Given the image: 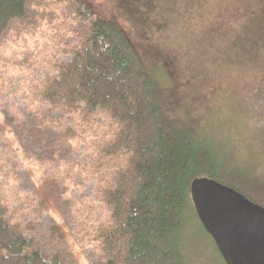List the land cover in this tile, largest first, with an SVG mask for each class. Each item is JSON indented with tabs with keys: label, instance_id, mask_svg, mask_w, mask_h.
Masks as SVG:
<instances>
[{
	"label": "trees",
	"instance_id": "1",
	"mask_svg": "<svg viewBox=\"0 0 264 264\" xmlns=\"http://www.w3.org/2000/svg\"><path fill=\"white\" fill-rule=\"evenodd\" d=\"M43 1L0 0V40L27 18L29 7L43 11ZM75 2L67 23L79 26V40H65L71 30H51L40 49L48 46L50 55L13 67L27 72L31 65L46 66V75L38 73L27 86L18 83L46 115H70L84 132H97V118L103 122L91 171L104 219L90 238L102 264H180L173 247L185 219L198 224L225 264L195 214L190 185L212 179L264 208V97L258 96L264 90L253 93L242 72L264 67V26L231 41L243 48L261 43L260 53L229 50L222 59L202 61L142 46L112 12L99 19L93 0ZM204 64L222 65L223 75L207 72ZM223 148L234 163L221 157ZM36 245L25 217H14L10 201L0 196V264H67Z\"/></svg>",
	"mask_w": 264,
	"mask_h": 264
},
{
	"label": "rangeland",
	"instance_id": "2",
	"mask_svg": "<svg viewBox=\"0 0 264 264\" xmlns=\"http://www.w3.org/2000/svg\"><path fill=\"white\" fill-rule=\"evenodd\" d=\"M93 2L97 18L112 12L142 46L169 54L213 61L224 58L229 50L239 54L263 51L261 43L243 48L231 41L239 34L250 35L248 32L258 23L264 26V0ZM43 3V11L29 7L27 18L12 25L0 40V196L10 201L14 217H25V226L44 253L60 255L67 264H102V253L95 250L97 245L90 238L94 227L104 219L94 200L97 180L91 171L97 142L104 133L103 122L97 118V132L80 131L70 115H46L35 97L18 85L20 79L27 86L38 73H48L46 66L32 68L43 54H51L48 46L40 51L49 42L51 30H71L65 40H79V26L67 23L76 8L75 0L61 5H53L51 0ZM55 20H59L58 25L53 23ZM26 59L27 66L33 64L27 72L13 67ZM204 66L207 72L214 70L223 75L222 65L221 69ZM263 70L262 65L242 69L249 77L246 86L253 93L259 88L264 90ZM258 96L264 97V93ZM259 145L264 147V133ZM228 152L226 148L220 150L230 165L234 154ZM183 229L182 239L173 247L180 264H223L198 224L185 219Z\"/></svg>",
	"mask_w": 264,
	"mask_h": 264
},
{
	"label": "water",
	"instance_id": "3",
	"mask_svg": "<svg viewBox=\"0 0 264 264\" xmlns=\"http://www.w3.org/2000/svg\"><path fill=\"white\" fill-rule=\"evenodd\" d=\"M195 214L225 264H264V208L215 180L190 185Z\"/></svg>",
	"mask_w": 264,
	"mask_h": 264
}]
</instances>
